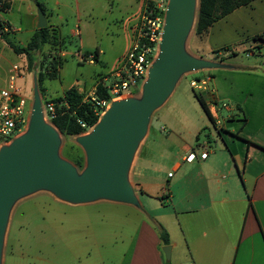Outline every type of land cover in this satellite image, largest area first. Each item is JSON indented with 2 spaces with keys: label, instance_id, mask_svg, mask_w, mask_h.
<instances>
[{
  "label": "crops",
  "instance_id": "obj_1",
  "mask_svg": "<svg viewBox=\"0 0 264 264\" xmlns=\"http://www.w3.org/2000/svg\"><path fill=\"white\" fill-rule=\"evenodd\" d=\"M37 1L10 0L9 9L0 12V20L7 29L6 33L11 34L22 46L26 44L22 43L23 36L29 34L31 37L37 30V3L43 6L46 27L59 32L51 23L52 10L48 0ZM78 1L71 0L75 3L76 19L80 25L74 27L77 30L75 35L82 46L86 38L84 30L93 23L98 13L92 7L85 14L92 22L81 20L77 9ZM104 1L108 25H113L116 31L121 32L126 51L134 28L145 9V0ZM54 4L59 7L61 2L56 1ZM243 19L249 22L240 25L245 30V37L259 38L243 43L241 49L245 53L251 49V53L246 56L256 57L253 59L255 63L257 58L260 61L252 66L243 65L242 71L244 75L264 80V0H253L218 19L209 27L206 38L211 42V37H216L220 32L219 26L224 23L231 24V21L237 23ZM89 31L91 30L88 29ZM116 36L119 37V34ZM60 40L62 43L58 56L63 58V40ZM239 49L233 47L231 50ZM95 50L97 54L92 62L85 59L90 64L99 61L104 55L102 50ZM195 54L197 57L203 56L200 52ZM215 60L224 65L222 60ZM192 73L198 74L194 78H208V84L215 81L214 74L209 70ZM97 82L89 91L83 92L85 96ZM213 85V95H208L207 99L203 97L207 107L213 101L214 105L227 102L224 110L228 115L222 124L218 125L215 115L209 110L213 119L212 122L209 121L212 127L206 124L194 125V131L187 133L194 134V137L178 147L182 152L178 159L173 160L170 153L168 156L159 154L160 158L167 159L166 173L155 167L152 162L154 155L148 156L144 153L151 126L143 139L142 151L136 152L137 156H134L130 175L139 206L124 205L126 209H130V213H140L142 220L138 224L127 264H171L177 257L178 262L175 260L173 264H264L263 89L255 91L246 88L235 98L227 91H222L215 82ZM64 92L59 96H63ZM45 97L52 98L46 94V90ZM190 151L195 152L196 159L186 162L184 158ZM202 151L207 152L203 160L199 159ZM147 171L156 174L152 175ZM157 190L158 197H155ZM157 224L168 234V245L171 248L168 261L162 252V248L167 245H163L158 237ZM176 229L181 234V240L174 239L171 235V230Z\"/></svg>",
  "mask_w": 264,
  "mask_h": 264
},
{
  "label": "rangeland",
  "instance_id": "obj_2",
  "mask_svg": "<svg viewBox=\"0 0 264 264\" xmlns=\"http://www.w3.org/2000/svg\"><path fill=\"white\" fill-rule=\"evenodd\" d=\"M56 1L61 2L59 7L54 4ZM48 2L52 10L51 23L58 28L59 32L56 31V34L63 40L61 49L64 54L57 77L45 78L42 86L46 94L52 98L58 97L71 86L86 93L96 81L103 77L110 78L109 74L126 53L121 32L116 31L113 25H108L104 13V0H79L77 9L81 20L92 22L85 15L92 7L93 11L98 13L93 23L86 31L84 30L86 38L80 46L78 36L74 33V27L79 25L75 3L71 0H48ZM245 23L249 24L246 19L237 23L232 21L231 24L224 23L219 26L218 35L211 37V42L206 35L200 38L194 34L193 29L191 30L186 41V50L193 55L200 52L205 60H222L226 65L224 68L209 70L214 74L215 81L212 80V84H208L206 92H200L206 99L208 95H213L210 94L214 86L213 82L222 91H227L235 98H238L241 90L246 88L255 91L263 89L264 97V80L252 75H244L242 71L243 65L252 66L259 64L260 61V58H257L255 63L253 59L256 57H247L241 49L243 43L255 39L254 36L245 37V30L240 26ZM88 29L91 31L88 32ZM118 34L119 37L116 36ZM5 35L15 44L22 46L11 34ZM29 38V34L23 36V45L29 41ZM233 47L240 49L232 51ZM96 48L102 50L104 55L92 64L76 55L77 52L92 53ZM216 51L219 55L212 53ZM53 53L49 45H44L35 53L34 67L28 69L25 56L13 53L0 37V88L7 84L10 66L19 65L21 71L15 83L23 91L31 107L33 76L38 73V69H41L40 63L46 64L48 60L46 57ZM197 75L188 73L182 76L169 98L151 116L150 135L144 153L148 156L154 155L152 162L163 173L167 171L168 162L167 159L159 157L160 153H163V156H168L170 153L173 160L178 159L182 154L178 147L194 137V134H187L189 131H194V125L206 124L212 127L189 86L190 80ZM261 80L263 85L260 83ZM221 104L218 102L208 107L219 122L218 125L222 124L228 115ZM143 142L141 141L137 153L142 151ZM71 145H76L75 137L61 135L60 154L66 160L64 150ZM165 151L168 153L166 154ZM147 173L156 174L150 171ZM129 180L132 184L130 173ZM158 193L157 190L155 197H158ZM126 208L124 204L109 201L71 205L58 201L44 191L25 197L17 201L11 209L3 240L1 264H127L142 216L140 213H135L136 211L130 213V209ZM171 235L174 239L181 240V234L177 229L171 230ZM175 260L177 263L178 257L173 259L171 264Z\"/></svg>",
  "mask_w": 264,
  "mask_h": 264
},
{
  "label": "water",
  "instance_id": "obj_3",
  "mask_svg": "<svg viewBox=\"0 0 264 264\" xmlns=\"http://www.w3.org/2000/svg\"><path fill=\"white\" fill-rule=\"evenodd\" d=\"M198 6L199 0H168L158 51L139 96L112 101L86 133L75 137L84 155L81 170L61 156V134L44 119L36 75L33 76L27 127L0 146V264L11 209L25 197L44 191L71 205L109 201L139 206L129 173L151 116L169 98L182 76L225 67L186 50ZM36 14V29L46 27L39 6ZM170 249L169 245L162 248L166 261Z\"/></svg>",
  "mask_w": 264,
  "mask_h": 264
},
{
  "label": "built area",
  "instance_id": "obj_4",
  "mask_svg": "<svg viewBox=\"0 0 264 264\" xmlns=\"http://www.w3.org/2000/svg\"><path fill=\"white\" fill-rule=\"evenodd\" d=\"M167 2L168 0H145V10L134 28L131 43L126 53L119 59L115 69L109 74L111 77H103L97 82L107 91L108 97H97L95 94L97 84L84 97L85 101L92 102L94 106L100 109L99 117L112 101L140 93L148 69L158 51ZM3 32L6 33L7 29L3 28ZM74 33L76 34L77 30ZM247 51L246 55H249L251 49ZM76 55L90 62L95 58V54L83 57L82 53L77 52ZM20 71L21 67L19 65H11L8 70L7 84L5 87L0 88V146L9 143L27 127L30 107L23 91L15 83ZM189 86L194 92H206L208 90V78H193L190 80ZM210 94H213V92L210 91ZM214 103L213 101L211 104ZM221 106L223 108L227 107L223 103ZM42 109L44 119L50 123V118L55 116L54 104L50 101L42 102ZM81 126L85 127L82 123ZM206 156L207 152L202 151L199 154V159L203 160ZM195 159V152L190 151L185 156L184 161L192 162Z\"/></svg>",
  "mask_w": 264,
  "mask_h": 264
},
{
  "label": "trees",
  "instance_id": "obj_5",
  "mask_svg": "<svg viewBox=\"0 0 264 264\" xmlns=\"http://www.w3.org/2000/svg\"><path fill=\"white\" fill-rule=\"evenodd\" d=\"M253 0H199L196 21L194 25V34L203 38L209 27L218 19L231 13L238 7L247 5ZM37 5L43 11V6L39 3ZM10 0H0V12H6L9 9ZM145 10V9H144ZM3 22L0 20V37L4 40L6 45L16 55H23L27 61V68L32 69L36 63L35 53L39 52L44 45H49L54 51L53 54H48L46 57L47 63H40V70L36 74L37 84L42 102L50 101L54 104L55 116L50 118V123L58 130V132L65 137H76L84 134L91 128L99 118L100 109L90 101L84 100V93L80 92L78 88L72 86L68 88L63 96L54 98L45 97V88L42 82L45 78L54 79L58 75V68L61 66L62 58L58 56L62 41L56 34L55 29L44 27L33 32L29 41L24 46H19L11 41L3 32ZM259 38L255 36V39ZM217 54L218 51L212 52ZM90 54H97L96 50L92 53L83 52L82 56L86 57ZM234 54V53H232ZM200 79V78H197ZM193 92L194 98L199 103L203 112L209 121H213L206 101L202 94ZM98 98L108 97L107 91L100 85H96V92ZM81 123L85 125L83 128ZM64 156L69 160L78 170L84 166V155L82 150L76 146L71 145L64 150ZM158 237L163 245L169 244L168 234L160 225H156Z\"/></svg>",
  "mask_w": 264,
  "mask_h": 264
}]
</instances>
